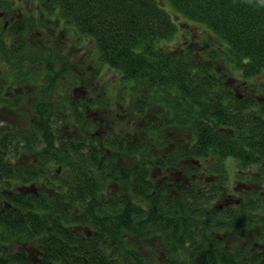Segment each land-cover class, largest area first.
<instances>
[{
	"label": "trees",
	"instance_id": "trees-1",
	"mask_svg": "<svg viewBox=\"0 0 264 264\" xmlns=\"http://www.w3.org/2000/svg\"><path fill=\"white\" fill-rule=\"evenodd\" d=\"M36 1L42 18L29 14L32 20L52 26L56 19L69 34L90 39L95 73L109 66L118 87L94 89L89 104L73 93L65 99L60 83L70 67L41 55L30 17L23 13L7 26L0 20V103L20 104L18 94L6 95L27 54L36 55L29 79L45 82L32 140L12 121L0 123V264H181L175 251L187 258L182 264H264V250L209 243L256 219L250 208H217L214 191L226 183L228 156L264 173V0ZM183 21L199 29L200 47L181 44ZM71 75L76 84L79 75ZM248 85L253 91L237 90ZM113 103L142 134L114 132ZM87 107L106 110L104 138L92 132L96 117ZM171 126L188 130L179 137ZM33 141L36 149L46 145L36 163L13 161ZM122 153L135 163H122ZM39 179L38 194L7 192ZM41 235L45 255L38 263L27 249L7 244ZM257 236L264 241V230ZM85 257L90 261H80Z\"/></svg>",
	"mask_w": 264,
	"mask_h": 264
},
{
	"label": "rangeland",
	"instance_id": "rangeland-1",
	"mask_svg": "<svg viewBox=\"0 0 264 264\" xmlns=\"http://www.w3.org/2000/svg\"><path fill=\"white\" fill-rule=\"evenodd\" d=\"M37 7H38V2L36 0H5V1L0 0L1 23L7 26L8 24H10L11 21L21 16L23 13H25L26 16H29V14H35V16L39 14L40 17L42 18L41 11ZM29 17L32 23V25L30 26L31 28L30 36L31 38L36 40V44L38 43V50L41 53V55H44V56L46 55L50 61H55L54 58H57V59L60 58L65 62L66 67H70V69L68 70V75L66 76L67 80L63 78V81L60 83L62 93L65 99H67L70 96V94L73 93L79 97L82 96L81 99L84 101V104L85 103L89 104L88 100L92 97L91 92H93L94 89L100 92V91H107L108 88H111L113 92L115 93L118 87L117 85L118 83L114 84L113 82H116V80H111V78L115 77L117 75V72L115 70L110 69L109 66L104 65L103 68L98 69L97 73H95L93 62L96 61V57L98 56V53L93 51V44L89 41L90 39L84 38L81 40L78 34H75V35L69 34L70 29L62 26L60 23L58 24L56 19L53 20L52 22L53 24L51 26V24L44 25L42 22V19H39L38 21L37 20L33 21L31 18V15ZM38 24H40L43 27L39 29V27L37 26ZM180 28H181V31L179 33V37L181 38L182 42L186 40V42H183L181 44H186V45L193 44L192 48L200 47L199 41H195V40L201 39L203 41L204 37L203 38L200 37L201 35L197 32L199 31L197 26H194L192 24H187L185 21H183ZM186 30H187V34H186ZM191 40H193L194 42ZM0 49L2 50L1 43H0ZM27 55L30 57V59L24 61L23 63L24 69L21 70V68L16 67L17 80L13 82L14 85L10 86V90L8 88H5L6 92L9 90V93H8L9 95L8 94L6 95L8 100L13 97V94H18L20 104L19 105L13 104V103L11 104V102L10 103H4V102L0 103V123L4 124V121L6 122L12 121L13 123L16 124V126L18 127L17 129L20 132L21 131L24 132L27 135V137H29L30 140H32L31 135L34 134V132L31 129V121H33V119L36 118L37 116L35 112L37 110V105L39 104V98H42V90L45 88V87L43 88V84L45 82L41 81V79L40 81L38 79L37 81H34L33 78L29 79L28 72H32V69L36 67V64L32 62V60L36 58V55H33V53H30ZM90 58H91V62H89V64H84V62H88ZM47 64H48L47 66L45 65V69L49 68L50 64L49 63ZM85 68H88L90 71H87ZM71 69L76 71L77 75H79V81H77L76 84H73L74 79L72 80V82L69 81L72 77L74 78V75L73 76L71 75ZM49 70H53V69H49ZM22 71H24L26 75H22L21 74ZM53 71L54 73L57 72L55 70ZM44 76L47 77V74ZM253 86L254 85H248L245 88L241 86L237 90L239 91H247V90L251 91L252 90L253 91L254 89V88L252 89ZM107 92L109 93V91ZM102 96H104V93ZM112 106L114 107L116 114L118 113L117 114L118 117H116V121L114 125V128H115L114 132L116 134H119V132L121 133V135H125L128 133L130 136L142 134L140 132V129L136 127V125L130 122L126 123L128 122V116L126 117L124 111H122L124 110L123 106L117 103L116 104L113 103ZM125 107H127V105H125ZM84 108H85V105H84ZM104 110L105 109L103 107H87V110H86V114L89 117H92V116L96 117V124L95 126L92 127V132H97V134H99L103 138L105 137V133L107 131L106 126L108 123L105 119V114L107 112L106 110L105 111ZM154 111L155 109L153 108L151 112L153 113ZM187 130H188V127L186 126H177V127L171 126V128H168V132H176L179 137L184 136ZM36 146H37V141L27 143V146L25 147V149L22 150V152L19 154L18 156L19 158L13 159V161H24L27 163H36L34 157L36 159L39 158L40 156L39 150H42V148L46 145L44 143H41L40 147L37 149L35 148ZM159 150H162V152L166 151L163 148ZM152 152L154 153V148ZM41 155H42V152H41ZM120 158H121L122 163H124L125 165L131 166L135 163V158L130 156L128 153H122L120 155ZM154 158H158V157L154 155ZM222 165L224 166L227 165V169H226L227 171L225 172V175H227L226 177L228 178L229 176H231V178L229 179L234 181L233 184L229 186H231V189L233 191L235 190L238 192L236 193L237 197L238 195L241 196L244 193V190L248 192L254 191L253 187L248 188V186L250 185L259 186L260 188L259 192H261V194L257 195L258 193L257 192L255 193V196L257 195L256 196L257 198L260 196L262 200L257 201V198L256 200L252 199L253 201H251L250 204L253 205V203L257 201L256 204H254V206L256 207L258 204L260 205L259 210L257 209L255 212L253 211V213H255L256 215L255 224H258V226L256 225L257 227H254V229L256 231L258 230L259 235H260L262 232L261 227H263L264 225V218L263 220H258L260 216L264 217V210H263L264 173H262L258 165L241 166L234 156H228L224 158V164ZM56 167H58V165H56L53 169H56ZM237 168L239 169V171ZM158 170L160 172V168L156 165V166L151 167L150 172L154 173V172H158ZM154 174L156 176V173ZM156 179L157 180L160 179V176L159 177L157 176ZM37 183L39 184V182ZM248 198H250L249 200H251L252 195ZM215 202H218V200H215ZM212 206H214V204H212ZM241 208H242V211L246 213V212H249L248 209L250 207H247V203H242L239 205L240 210ZM253 213L252 215H254ZM225 222L227 223L225 226L229 225L227 220H225ZM232 223L233 222H231V224ZM247 227L248 226H244L243 229H247ZM212 228L216 229V226H212ZM221 229H224V228L218 227L216 230L219 231ZM224 231L225 233H227L230 231V229H224ZM238 231L237 230L235 231L236 236L235 237L234 235L232 236L234 238L232 239L230 243L231 245H234L235 247L240 245L242 241V238L237 234ZM40 237L41 238L39 239L35 238V240H30V241L21 240V239L13 240V241L7 242V244L13 249H18V248L23 249V250L28 249L29 251H32V253L36 254V251L34 248L35 246L38 247L37 243L42 242L43 240V236L41 235ZM236 239H240V240L236 241ZM143 244H144L143 249L145 251H148V246H150L149 239L145 238ZM262 250H264V248H262ZM173 258L175 260H179L181 264L187 260V258L184 257V254L182 252L179 253L178 251H175L173 253Z\"/></svg>",
	"mask_w": 264,
	"mask_h": 264
},
{
	"label": "flooded vegetation",
	"instance_id": "flooded-vegetation-1",
	"mask_svg": "<svg viewBox=\"0 0 264 264\" xmlns=\"http://www.w3.org/2000/svg\"><path fill=\"white\" fill-rule=\"evenodd\" d=\"M218 177H222L221 175H218ZM203 178L206 180L207 178L205 177V174L203 175ZM229 178H231V176H229ZM229 178H226V183L223 182V185L221 186V190L219 191H214L215 193V200H218V202H215V204H218L217 208H220L222 209V207H227V206H234V205H240L242 203H247V205L249 206L251 201H253L252 199L256 200V196L257 195H260L261 192L258 191L257 195L255 196V193L254 191H251V192H248V191H245L244 190V193L239 196L238 194V197L236 196V193H238L237 191H233L231 189V186L229 185H232L234 181L230 180ZM180 177H172V181L173 183H175L177 180H179ZM251 179V177H250ZM208 180V179H207ZM206 180V181H207ZM39 182V184L37 183ZM172 183V182H171ZM172 183V184H173ZM43 183H42V180L39 179V180H36L34 182H27V183H24L22 185H17V188H15L14 186L8 188H5V190H7V192H9L10 194H13L15 190H22V192L24 193H30V192H34L35 194H38V190L42 187ZM206 188H209V189H212L213 188V185L212 183L210 182V180L207 181L206 185H205ZM235 187V186H234ZM259 188V186L257 185H254V186H248V188ZM20 188V189H19ZM241 188V187H239ZM262 191V190H261ZM254 196L251 198V200H247L248 197L250 196ZM261 197L259 196L257 198V201L258 200H262V198L260 199ZM246 199V200H245ZM214 200V201H215ZM7 201V199H5V202ZM247 201V202H245ZM256 201V202H257ZM256 202L253 203V206L251 207L250 206V209L251 210H259L260 209V205L258 204L256 207L254 206V204H256ZM263 210H264V205H263ZM263 216H260L258 220H263ZM256 220V219H255ZM256 222L255 221H250V223L248 224V228L245 230V229H242L241 228H236L237 230L238 229H241L239 231H242V241L240 243V245L238 246H249L255 250H258V251H261L262 248H264V241L260 240L259 238L260 237H257L256 234L259 233V231L255 230L254 227H257L258 224H255ZM257 225V226H256ZM250 228V230H249ZM262 228V231L264 230V225ZM78 229H80V227H78ZM236 229H233V230H230L229 232L225 233V235L227 236V238H224L223 235L224 233H218L217 236H219V240L218 241H210L209 243L211 245H214L215 243L218 244H222L223 247H225L226 249L228 248H231V247H235L234 245H231V241L232 239L236 236L235 234V231ZM216 234V233H215ZM238 234V233H237ZM234 235V237H232ZM239 235V234H238ZM257 237V238H256ZM257 239V240H256ZM240 239H236V241H238ZM40 244H42V242H39ZM38 243V247L35 246V251H36V254L35 253H32V251H29L28 249V252H27V256L30 260H32L33 262H40L42 261L43 259V256L45 255L44 253V247ZM40 245V246H39ZM27 248V247H26ZM90 259H95V258H90ZM80 261H84V262H89V258L85 257L83 258L82 260ZM45 263H48V262H51L48 258L44 260Z\"/></svg>",
	"mask_w": 264,
	"mask_h": 264
}]
</instances>
